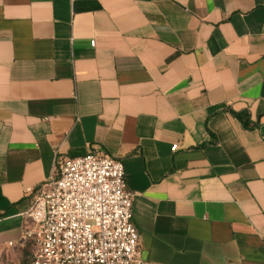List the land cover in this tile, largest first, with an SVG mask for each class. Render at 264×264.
<instances>
[{
    "label": "crops",
    "instance_id": "1",
    "mask_svg": "<svg viewBox=\"0 0 264 264\" xmlns=\"http://www.w3.org/2000/svg\"><path fill=\"white\" fill-rule=\"evenodd\" d=\"M88 151L123 162L143 264H264V0H0V256Z\"/></svg>",
    "mask_w": 264,
    "mask_h": 264
},
{
    "label": "built area",
    "instance_id": "2",
    "mask_svg": "<svg viewBox=\"0 0 264 264\" xmlns=\"http://www.w3.org/2000/svg\"><path fill=\"white\" fill-rule=\"evenodd\" d=\"M31 193L27 264H143L120 158L97 151L65 157Z\"/></svg>",
    "mask_w": 264,
    "mask_h": 264
},
{
    "label": "rangeland",
    "instance_id": "3",
    "mask_svg": "<svg viewBox=\"0 0 264 264\" xmlns=\"http://www.w3.org/2000/svg\"><path fill=\"white\" fill-rule=\"evenodd\" d=\"M30 248H28L27 250H29ZM23 259H24V254H21V256L19 257H15L11 254H3L2 256H0V264H23Z\"/></svg>",
    "mask_w": 264,
    "mask_h": 264
},
{
    "label": "trees",
    "instance_id": "4",
    "mask_svg": "<svg viewBox=\"0 0 264 264\" xmlns=\"http://www.w3.org/2000/svg\"><path fill=\"white\" fill-rule=\"evenodd\" d=\"M234 115H236V117L241 119L244 125H247V120L243 117L242 114L234 113ZM28 248H30V243L29 242L25 243V245H24V249H23V254H24L23 264H27V262L29 260V257H30V251L27 250Z\"/></svg>",
    "mask_w": 264,
    "mask_h": 264
}]
</instances>
